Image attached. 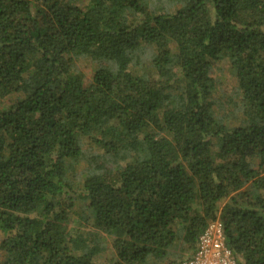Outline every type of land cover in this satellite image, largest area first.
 <instances>
[{
    "label": "trees",
    "instance_id": "obj_1",
    "mask_svg": "<svg viewBox=\"0 0 264 264\" xmlns=\"http://www.w3.org/2000/svg\"><path fill=\"white\" fill-rule=\"evenodd\" d=\"M214 221L264 264V0H0V264H176Z\"/></svg>",
    "mask_w": 264,
    "mask_h": 264
},
{
    "label": "built area",
    "instance_id": "obj_2",
    "mask_svg": "<svg viewBox=\"0 0 264 264\" xmlns=\"http://www.w3.org/2000/svg\"><path fill=\"white\" fill-rule=\"evenodd\" d=\"M176 264H237L225 244L219 222H210L199 236L194 254Z\"/></svg>",
    "mask_w": 264,
    "mask_h": 264
},
{
    "label": "rangeland",
    "instance_id": "obj_3",
    "mask_svg": "<svg viewBox=\"0 0 264 264\" xmlns=\"http://www.w3.org/2000/svg\"><path fill=\"white\" fill-rule=\"evenodd\" d=\"M85 2L86 0H78V4L80 6H84ZM137 70L138 72L141 71L140 69ZM82 71L85 74V80L88 81L91 67L89 66L87 68H82ZM213 77L216 80L218 88H220L224 94L230 92L232 87L235 86L233 75L224 61L216 63L215 69L213 71Z\"/></svg>",
    "mask_w": 264,
    "mask_h": 264
}]
</instances>
